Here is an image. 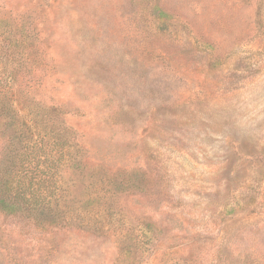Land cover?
<instances>
[{
  "label": "rangeland",
  "instance_id": "1",
  "mask_svg": "<svg viewBox=\"0 0 264 264\" xmlns=\"http://www.w3.org/2000/svg\"><path fill=\"white\" fill-rule=\"evenodd\" d=\"M10 76L80 147L0 264H264V0H0Z\"/></svg>",
  "mask_w": 264,
  "mask_h": 264
},
{
  "label": "trees",
  "instance_id": "2",
  "mask_svg": "<svg viewBox=\"0 0 264 264\" xmlns=\"http://www.w3.org/2000/svg\"><path fill=\"white\" fill-rule=\"evenodd\" d=\"M14 83L10 76L0 87V134L6 140L0 161V214L26 221L41 235H52L63 228L62 218L51 207L56 177L67 155L80 146L75 131L63 121V108L33 94L12 100L7 93ZM39 85L36 80L33 93Z\"/></svg>",
  "mask_w": 264,
  "mask_h": 264
}]
</instances>
